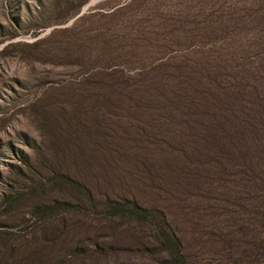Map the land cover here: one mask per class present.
Instances as JSON below:
<instances>
[{
	"label": "rangeland",
	"instance_id": "rangeland-1",
	"mask_svg": "<svg viewBox=\"0 0 264 264\" xmlns=\"http://www.w3.org/2000/svg\"><path fill=\"white\" fill-rule=\"evenodd\" d=\"M264 264V0H0V264Z\"/></svg>",
	"mask_w": 264,
	"mask_h": 264
},
{
	"label": "trees",
	"instance_id": "trees-1",
	"mask_svg": "<svg viewBox=\"0 0 264 264\" xmlns=\"http://www.w3.org/2000/svg\"><path fill=\"white\" fill-rule=\"evenodd\" d=\"M49 184L72 191L80 200L81 205H72L68 202L55 206L44 207L38 210L43 216L54 215L57 210L73 212L81 209L84 205H95L97 202L104 204L105 215L112 218L124 217L154 225L160 240V251L168 254L170 264H186L187 260L183 253L181 240L173 234L164 213L159 209H150L140 206L136 201L124 199L118 201L112 198L99 201L88 189L65 176H55Z\"/></svg>",
	"mask_w": 264,
	"mask_h": 264
}]
</instances>
